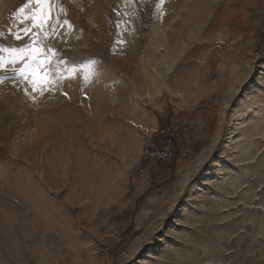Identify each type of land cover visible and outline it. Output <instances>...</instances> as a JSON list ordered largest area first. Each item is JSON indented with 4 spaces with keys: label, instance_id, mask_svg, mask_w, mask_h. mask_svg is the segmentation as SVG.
<instances>
[{
    "label": "rangeland",
    "instance_id": "1",
    "mask_svg": "<svg viewBox=\"0 0 264 264\" xmlns=\"http://www.w3.org/2000/svg\"><path fill=\"white\" fill-rule=\"evenodd\" d=\"M38 7L0 0V56L51 57L0 68V264H264V0ZM168 119L193 150L128 191Z\"/></svg>",
    "mask_w": 264,
    "mask_h": 264
},
{
    "label": "built area",
    "instance_id": "2",
    "mask_svg": "<svg viewBox=\"0 0 264 264\" xmlns=\"http://www.w3.org/2000/svg\"><path fill=\"white\" fill-rule=\"evenodd\" d=\"M197 132L189 122L168 119L149 133L141 144L140 164L128 179V191L136 187L148 172H161L181 156L189 155L197 139Z\"/></svg>",
    "mask_w": 264,
    "mask_h": 264
},
{
    "label": "snow or ice",
    "instance_id": "3",
    "mask_svg": "<svg viewBox=\"0 0 264 264\" xmlns=\"http://www.w3.org/2000/svg\"><path fill=\"white\" fill-rule=\"evenodd\" d=\"M35 3L39 6L33 11V14L31 16V19L39 20V24H36L35 27H40L45 23H50V20L47 19L48 10L44 8L46 0H35ZM20 11L23 12L24 8H21ZM64 23L67 24L68 21H64ZM52 27L55 28L57 27V25H52ZM24 31L25 34H27V32L30 30ZM16 39L22 40L23 37L19 33H17ZM43 55H45L44 52H40L39 49L33 48L31 45L20 49H10V60H6L3 56H0V68H4L8 64L16 65L17 62L20 61L22 62V66L13 69L16 74L25 80L32 79L33 83H35L37 80H40L43 87L44 85L51 83V81L47 79L46 68L44 67V65H47L51 57L49 56L44 61L40 62L37 67L32 66V64H36L38 62V57ZM25 57H29L31 59V63H29V61L26 60Z\"/></svg>",
    "mask_w": 264,
    "mask_h": 264
}]
</instances>
